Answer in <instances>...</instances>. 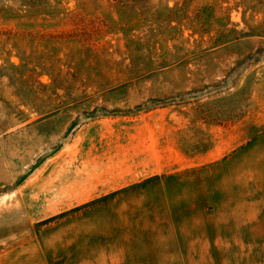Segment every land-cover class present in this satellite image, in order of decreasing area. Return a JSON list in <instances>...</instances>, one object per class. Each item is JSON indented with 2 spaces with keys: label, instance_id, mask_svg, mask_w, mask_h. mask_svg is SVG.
Here are the masks:
<instances>
[{
  "label": "rangeland",
  "instance_id": "374dc122",
  "mask_svg": "<svg viewBox=\"0 0 264 264\" xmlns=\"http://www.w3.org/2000/svg\"><path fill=\"white\" fill-rule=\"evenodd\" d=\"M0 264H264V0H0Z\"/></svg>",
  "mask_w": 264,
  "mask_h": 264
}]
</instances>
